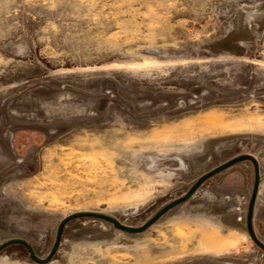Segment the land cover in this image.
<instances>
[{"label": "rangeland", "instance_id": "1", "mask_svg": "<svg viewBox=\"0 0 264 264\" xmlns=\"http://www.w3.org/2000/svg\"><path fill=\"white\" fill-rule=\"evenodd\" d=\"M246 154L264 243V0H0V246L45 259L78 212L140 227ZM254 177L238 163L139 234L72 220L47 264H264Z\"/></svg>", "mask_w": 264, "mask_h": 264}, {"label": "water", "instance_id": "2", "mask_svg": "<svg viewBox=\"0 0 264 264\" xmlns=\"http://www.w3.org/2000/svg\"><path fill=\"white\" fill-rule=\"evenodd\" d=\"M244 161H250L254 165L255 169V177H254V187H253V192L250 198L249 206H248V211H247V219H246V228L247 231L252 238V240L255 242L257 246H259L263 251H264V243L259 240V238L256 236V233L254 231V224H253V217H254V210H255V205H256V200L259 192V187L261 183V176H260V167H259V162L258 160L249 154L246 155H240L237 156L228 162L218 166L217 168L209 171L208 173L202 175L196 182L195 184L188 190V192L176 199L173 200L172 202L168 203L165 205L163 208H161L151 219H149L145 224H143L140 227H131L122 224L119 220L116 218L109 216L107 214L103 213H98V212H78L74 213L62 220V222L59 224L58 231H57V236L56 240L54 243V246L50 252V254L47 256L45 259H40L36 256L34 253L33 248L31 245L22 239H12L0 246V252L3 251L5 248L11 246V245H21L25 247L28 250L29 257L40 264H47L51 262L56 255V253L59 250L61 239L63 236V232L65 229V226L71 222L72 220L79 219V218H92V219H98V220H103L108 223H111L116 229L131 233V234H139L144 231H146L148 228H150L153 224H155L162 216H164L167 212H169L171 209L187 202L193 195L194 193L210 178L213 176L233 167L234 165L244 162Z\"/></svg>", "mask_w": 264, "mask_h": 264}, {"label": "trees", "instance_id": "3", "mask_svg": "<svg viewBox=\"0 0 264 264\" xmlns=\"http://www.w3.org/2000/svg\"><path fill=\"white\" fill-rule=\"evenodd\" d=\"M25 248V247H24ZM26 249V248H25ZM27 253H28V250L26 249Z\"/></svg>", "mask_w": 264, "mask_h": 264}]
</instances>
